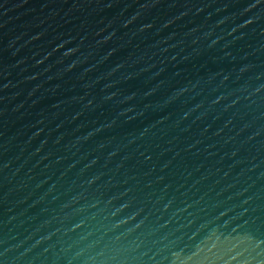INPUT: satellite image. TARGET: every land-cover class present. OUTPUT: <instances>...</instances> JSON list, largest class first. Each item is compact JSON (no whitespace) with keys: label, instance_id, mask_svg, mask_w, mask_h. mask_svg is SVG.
<instances>
[{"label":"water","instance_id":"obj_1","mask_svg":"<svg viewBox=\"0 0 264 264\" xmlns=\"http://www.w3.org/2000/svg\"><path fill=\"white\" fill-rule=\"evenodd\" d=\"M0 264H264V0H0Z\"/></svg>","mask_w":264,"mask_h":264}]
</instances>
